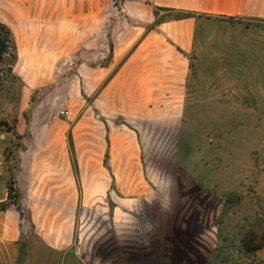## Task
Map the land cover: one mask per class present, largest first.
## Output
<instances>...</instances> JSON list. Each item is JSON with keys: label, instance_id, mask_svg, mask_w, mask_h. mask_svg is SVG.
Here are the masks:
<instances>
[{"label": "rangeland", "instance_id": "1", "mask_svg": "<svg viewBox=\"0 0 264 264\" xmlns=\"http://www.w3.org/2000/svg\"><path fill=\"white\" fill-rule=\"evenodd\" d=\"M33 6L29 13L36 20L40 9ZM6 23L15 29L0 6V24L14 38ZM12 37L0 30V44L7 48L0 57V172L13 177L21 159L27 164L31 157H58L67 133L78 159L101 158L105 131L95 117L101 110L85 102L99 84L87 89L82 68L69 62L26 67L38 79L22 84ZM194 48L191 75L200 86L189 104L197 108L179 118L104 119L127 126L113 136L107 133L112 161L138 178L146 210L131 244L132 227L124 226L117 235L104 195L92 197L80 213L76 243L87 264H94L89 254L102 264H264V22L203 18ZM39 55L28 52L24 58ZM131 103H121L122 109ZM143 103L152 109L166 102ZM62 111L70 115L61 116ZM123 158L133 163L121 165ZM129 199L124 197L126 204ZM128 215L118 220L125 224ZM121 239L125 244L118 260L100 257L112 251V240L119 248Z\"/></svg>", "mask_w": 264, "mask_h": 264}, {"label": "crops", "instance_id": "2", "mask_svg": "<svg viewBox=\"0 0 264 264\" xmlns=\"http://www.w3.org/2000/svg\"><path fill=\"white\" fill-rule=\"evenodd\" d=\"M31 4L32 10L35 5L40 9L36 20L29 13ZM0 6L14 22L15 29L6 24L13 28L17 43L19 81L36 83L38 74L31 77L26 67H59L69 62L82 68L87 89L99 84L85 102L101 110L95 117L105 131L101 158L78 159L67 133V140L59 144L58 157H31L27 164L21 159L13 177L0 172V205L6 204L0 210V264H87L76 243L80 213L92 197L104 195L117 235L124 226L132 227L131 244L138 239L133 231L146 210L139 199L138 178L112 161L113 146L107 133L113 136L126 125L112 126L104 119L185 117L187 109L197 108L189 100H195L200 86L191 75L199 22L203 18L264 22V0H0ZM49 6L52 12H44ZM34 26L35 37H42L41 41L34 39ZM28 52L40 55L24 58ZM123 102L132 103L122 109ZM143 102L166 103L148 109ZM122 160L125 167L133 163L130 158ZM11 181L16 188L15 203L9 199ZM124 197L131 198V204ZM124 213L131 214L126 217L128 224L118 220ZM112 241V251L100 257L118 260V250L123 251L125 242L121 239L117 248ZM88 257L102 264L92 254Z\"/></svg>", "mask_w": 264, "mask_h": 264}, {"label": "trees", "instance_id": "3", "mask_svg": "<svg viewBox=\"0 0 264 264\" xmlns=\"http://www.w3.org/2000/svg\"><path fill=\"white\" fill-rule=\"evenodd\" d=\"M0 30H2L3 32H5L7 36L12 37L11 32L5 26H3L2 24H0ZM5 49H7L5 43L0 44V57H1L2 54H5ZM13 51H14L13 62H15V58H16V56H15L16 55V47H15L14 40H13ZM15 192H16L15 184H14L13 181H11L9 183V199L11 201H13L14 203H15L14 200L16 198ZM5 207H6V204L5 205L4 204H1L0 205V210L5 209Z\"/></svg>", "mask_w": 264, "mask_h": 264}, {"label": "built area", "instance_id": "4", "mask_svg": "<svg viewBox=\"0 0 264 264\" xmlns=\"http://www.w3.org/2000/svg\"><path fill=\"white\" fill-rule=\"evenodd\" d=\"M60 114H61V116H67L68 112L67 111H62Z\"/></svg>", "mask_w": 264, "mask_h": 264}]
</instances>
